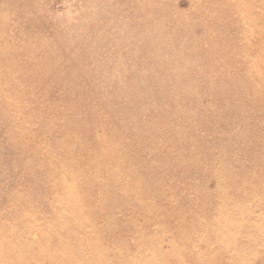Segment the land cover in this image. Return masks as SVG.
<instances>
[{
	"label": "rangeland",
	"instance_id": "1",
	"mask_svg": "<svg viewBox=\"0 0 264 264\" xmlns=\"http://www.w3.org/2000/svg\"><path fill=\"white\" fill-rule=\"evenodd\" d=\"M0 264H264V0H0Z\"/></svg>",
	"mask_w": 264,
	"mask_h": 264
}]
</instances>
